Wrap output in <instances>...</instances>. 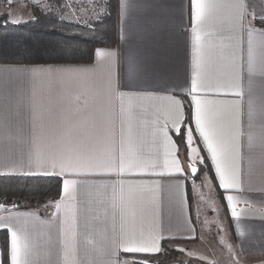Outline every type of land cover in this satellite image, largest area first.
Masks as SVG:
<instances>
[{"label": "crops", "instance_id": "crops-1", "mask_svg": "<svg viewBox=\"0 0 264 264\" xmlns=\"http://www.w3.org/2000/svg\"><path fill=\"white\" fill-rule=\"evenodd\" d=\"M207 2L217 5L207 21L198 26V30L206 33L203 42L208 52L207 73L213 83L235 73L244 93L242 98L208 97L235 102V108L231 103L217 105L218 117L222 123L234 120L236 129L243 133L237 136L231 160L238 187L224 192L218 187L214 168L211 172L223 198L226 195L234 198L232 203L238 218L231 216L230 208L227 210L236 245L243 252L264 255V72L261 71L264 29L253 23L255 18L264 16V0ZM240 2L245 5L242 21L241 10L236 7ZM125 3L126 14L121 16L117 0V44L97 49L111 54L113 80L130 62L141 72L139 87L119 89L125 94L122 119L125 126L131 121L132 142L143 161L162 166L166 149L157 129L169 114L168 97H175L182 104V96L190 101L186 93L190 92L193 72L191 0H125ZM72 10L78 12L76 7ZM250 29L253 30L251 73L248 70ZM233 54L235 66L230 59ZM108 73L107 56L94 55L90 63L78 64H0V175H37L44 171L34 162L37 145L32 141L33 126L41 137L39 151L45 156L51 141H59V127L66 122L76 123L110 108L119 126L121 105L118 94L112 96L106 91ZM192 147L200 149V141ZM167 151L174 153L175 148L169 147ZM168 159L171 161L172 156ZM178 159L185 170L183 175L136 177L142 183L130 190L125 188L124 202L118 189L113 196L114 178L86 177L78 186L76 201L63 199L59 212L54 205L62 199V182L59 198L50 206L0 211V224L8 225L7 229L0 227L7 232L8 259L12 230L26 238L28 264H114L116 260L131 264L134 259H142L123 252L124 246H132L125 241L155 237L161 248L162 241L191 240L189 237H196V226L187 189L191 184L189 166L195 157L190 158L187 152L181 155L179 150ZM207 162L210 165V160ZM198 164L197 161L195 166ZM72 207L74 224L71 213L66 211ZM66 215L69 223L61 225ZM117 244L121 247L117 248ZM21 258H24L22 245Z\"/></svg>", "mask_w": 264, "mask_h": 264}, {"label": "snow or ice", "instance_id": "snow-or-ice-1", "mask_svg": "<svg viewBox=\"0 0 264 264\" xmlns=\"http://www.w3.org/2000/svg\"><path fill=\"white\" fill-rule=\"evenodd\" d=\"M101 3L104 5L97 15L100 19L106 11L107 4L104 0H93V3ZM120 14H126L127 5L125 0H118ZM61 11L68 5L61 6V0H56ZM33 7H38L34 3ZM217 5L207 0H191L192 20H193V72L191 76L190 92L186 95L190 96L188 112L183 111L184 105L175 97H168L170 101V109L168 116L164 119L163 124H159L158 133L162 135L165 144V159L163 165L155 162L146 164L139 151L134 147L132 142L133 129L131 121L127 126L122 119L124 108L123 103L125 94L119 89L139 87L142 79L141 72L131 62L123 73H117L116 79L113 80L111 71V54L105 53L102 49H96L94 55L97 58L107 56L109 59V73L106 84V91L112 96L118 94L120 101V123L117 126L116 118L110 108L101 109L90 116L82 118L79 122L71 121L62 124L59 127V141L53 139L49 145V152L45 156L39 151V143L41 137L37 135L35 126L32 128V141L37 145L35 164L37 167L44 169L43 172L35 173L37 175L55 176L62 180V199L55 202L54 207L57 212L61 209V202L67 199L74 202L77 199L78 186L83 183L86 177H112L113 196L118 195L121 202L125 200V188L129 190L134 186H139L142 181L134 179L144 176H174L183 175L185 170L181 167L179 156L180 144H183L190 158L195 157L190 173L193 178L198 175L199 169L196 167L198 161L200 167L205 166V162L210 160L209 168H214L215 177L218 180V187L224 192L238 187L237 175L233 164L231 163L232 154L236 147V139L238 135L243 133L236 129L234 120L222 123L218 117L217 105L231 103L235 108V102L219 101L209 99L210 95L228 96L232 95L237 98L243 97V91L238 83L235 73L231 78L218 79L215 83L210 79L207 73L206 59L208 52L205 49L203 36L206 33L198 30V26L204 24L208 19V14L216 8ZM239 12V19L243 20V9L245 5L240 2L236 5ZM43 13L45 10L40 9ZM38 22V21H37ZM12 23H21L20 20H12ZM259 23L264 25V16L259 17ZM252 32L248 31V70H253V41ZM264 34V33H262ZM264 47V45H262ZM233 66L236 63V56H231ZM261 71L264 72V62L261 64ZM251 116V113H250ZM264 118V112H262ZM169 123L171 128H169ZM172 133L170 136L169 133ZM173 137H175L173 139ZM199 140L201 148L197 149L192 145ZM169 147H174L175 152H168ZM205 152L206 155H200ZM168 156H172L169 161ZM162 167L163 171H155L156 168ZM51 168V171L47 169ZM29 175L33 173H28ZM75 177V178H73ZM185 180L188 176L185 175ZM131 195V193H130ZM224 199L227 201L226 207L230 208L231 216L238 218L233 202L232 195H226ZM0 207H3L0 204ZM71 213V222H75V208L66 210ZM55 215V214H53ZM61 225L68 224L67 215L61 219ZM0 227L8 228L7 224H0ZM10 247L9 259L10 264H28V244L26 238L18 234L17 231L9 232ZM74 236V233H73ZM181 237H163L161 239H179ZM194 239L195 237H189ZM67 243V240L65 241ZM124 243L132 246H124L125 254H148L155 255L160 251L157 238L151 240L134 241L128 240ZM21 245L23 247V256L21 258ZM121 244H117L120 248ZM0 264H4L3 253L0 252ZM114 264H129V261L116 260ZM131 264H148V261L132 260Z\"/></svg>", "mask_w": 264, "mask_h": 264}, {"label": "trees", "instance_id": "trees-1", "mask_svg": "<svg viewBox=\"0 0 264 264\" xmlns=\"http://www.w3.org/2000/svg\"><path fill=\"white\" fill-rule=\"evenodd\" d=\"M67 2L61 0V6L68 5ZM104 2L107 8L100 19L96 17L104 5L99 2L94 3L96 8L93 11L87 10L84 14L70 11L69 6L61 11L56 0H48V8L40 5L33 7L31 4L30 17L21 23H12L8 14L0 11V64L90 63L97 48L115 46L118 41L117 0ZM40 9L45 11L42 13ZM253 23L264 29V25L259 23V18H255ZM182 98L183 111L187 114L189 101L185 96ZM179 150L181 155L186 153L183 144H180ZM197 166L199 172L195 179L207 169L217 189L222 209L228 217L222 192L216 187L208 162H205L204 167L199 164ZM61 182V178L55 176L0 175V202L10 206V209L50 206L59 198ZM187 190L191 201L190 185ZM230 229L232 230L231 225ZM180 242L182 241H162L158 254H136L135 257L148 261V264H189L178 247ZM0 250L4 264H9L8 237L5 229H0Z\"/></svg>", "mask_w": 264, "mask_h": 264}, {"label": "rangeland", "instance_id": "rangeland-1", "mask_svg": "<svg viewBox=\"0 0 264 264\" xmlns=\"http://www.w3.org/2000/svg\"><path fill=\"white\" fill-rule=\"evenodd\" d=\"M66 1V0H65ZM70 8H79L84 14L87 10L93 11L96 5L93 0H67ZM32 0L17 1L8 6H2L0 11L8 14L10 21H24L30 17ZM40 6H48V0L37 2ZM191 206L193 220L196 226V237L182 241L178 247L189 264H264L263 254L243 252L236 245L233 231L230 229V218L225 215L221 201L207 172L203 170L199 178L190 179ZM177 247V248H178ZM179 249V250H180ZM144 261V260H142Z\"/></svg>", "mask_w": 264, "mask_h": 264}, {"label": "built area", "instance_id": "built-area-1", "mask_svg": "<svg viewBox=\"0 0 264 264\" xmlns=\"http://www.w3.org/2000/svg\"><path fill=\"white\" fill-rule=\"evenodd\" d=\"M17 1H24V0H0V8L2 6L5 7V6H8L10 4H13V3H15ZM32 1H34L37 4V2L39 3V2H42L43 0H32Z\"/></svg>", "mask_w": 264, "mask_h": 264}, {"label": "water", "instance_id": "water-1", "mask_svg": "<svg viewBox=\"0 0 264 264\" xmlns=\"http://www.w3.org/2000/svg\"><path fill=\"white\" fill-rule=\"evenodd\" d=\"M191 166H193V165H190V166H189V171H190ZM196 167H197V166H196ZM190 174H191V173H190ZM0 204L3 205V207H0V211H3V210H6V209H9V207H10V206H8V205H6V204H3V203H1V202H0Z\"/></svg>", "mask_w": 264, "mask_h": 264}]
</instances>
